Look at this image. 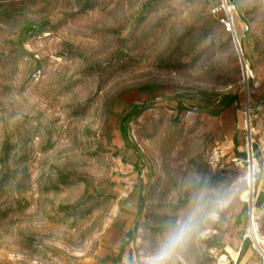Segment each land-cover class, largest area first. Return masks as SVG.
<instances>
[{
	"label": "rangeland",
	"instance_id": "obj_1",
	"mask_svg": "<svg viewBox=\"0 0 264 264\" xmlns=\"http://www.w3.org/2000/svg\"><path fill=\"white\" fill-rule=\"evenodd\" d=\"M162 82L202 110L119 127ZM198 204L175 264H264V0H0V264H145Z\"/></svg>",
	"mask_w": 264,
	"mask_h": 264
},
{
	"label": "crops",
	"instance_id": "obj_2",
	"mask_svg": "<svg viewBox=\"0 0 264 264\" xmlns=\"http://www.w3.org/2000/svg\"><path fill=\"white\" fill-rule=\"evenodd\" d=\"M178 92L179 91L176 88L163 82L146 84L141 87L132 88L124 92L120 96V98L115 101L110 116L112 115L115 118L118 117L120 127L122 126L123 116L126 114V112L132 110L140 111L143 106L152 101L156 102L158 100H166L169 101L171 104H174L178 102L179 98H181V102L184 105H192L198 111L202 110L201 108L202 106H204L205 103L202 97H199V99L197 98V96L186 95V97H179L177 95ZM216 103L217 102L212 103L208 113L210 114V119L212 120L217 119L219 115V111L214 112L212 108L213 105ZM201 114H203V112Z\"/></svg>",
	"mask_w": 264,
	"mask_h": 264
},
{
	"label": "clouds",
	"instance_id": "obj_3",
	"mask_svg": "<svg viewBox=\"0 0 264 264\" xmlns=\"http://www.w3.org/2000/svg\"><path fill=\"white\" fill-rule=\"evenodd\" d=\"M201 210V206L196 205L185 219L172 225L164 234L158 251L148 257L145 264H175L173 257L188 242L196 229Z\"/></svg>",
	"mask_w": 264,
	"mask_h": 264
},
{
	"label": "built area",
	"instance_id": "obj_4",
	"mask_svg": "<svg viewBox=\"0 0 264 264\" xmlns=\"http://www.w3.org/2000/svg\"><path fill=\"white\" fill-rule=\"evenodd\" d=\"M233 6H230L227 2H222L219 9L230 11Z\"/></svg>",
	"mask_w": 264,
	"mask_h": 264
},
{
	"label": "bare ground",
	"instance_id": "obj_5",
	"mask_svg": "<svg viewBox=\"0 0 264 264\" xmlns=\"http://www.w3.org/2000/svg\"><path fill=\"white\" fill-rule=\"evenodd\" d=\"M230 19V21L232 22V16L229 18ZM247 73H251V70L249 71L248 70V68H247ZM251 224H252V227H251V231L253 230V231H255V228H254V223H253V221L251 222ZM255 238H256V240H257V243H259L260 241L258 240V237H257V235L255 234Z\"/></svg>",
	"mask_w": 264,
	"mask_h": 264
}]
</instances>
